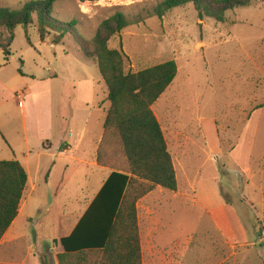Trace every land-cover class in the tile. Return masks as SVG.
Wrapping results in <instances>:
<instances>
[{
	"label": "rangeland",
	"instance_id": "rangeland-1",
	"mask_svg": "<svg viewBox=\"0 0 264 264\" xmlns=\"http://www.w3.org/2000/svg\"><path fill=\"white\" fill-rule=\"evenodd\" d=\"M30 1L39 0H0V8L20 9ZM55 1L53 16L72 24L74 34L58 44L54 34L43 42L35 20L16 28L9 55L0 50V145L8 158L14 146L24 160L26 137L49 142L52 155L74 146L82 131L80 150L94 149L110 102L81 44L116 12L142 19L109 43L125 54L126 71L171 60L178 66L153 106L178 190L158 188L138 203L143 263L264 264V1L226 13L223 23L200 20L192 5L163 19L149 17L162 0ZM109 151L125 164L117 146ZM63 171L53 173L50 186L46 172L40 175L35 197L47 204L31 205L30 222L39 240L65 236L71 222L59 217L70 219L71 208H83L107 173L81 169L63 180ZM74 196L79 204L70 200ZM40 207L45 210L38 213ZM55 248L38 253L43 263L58 261Z\"/></svg>",
	"mask_w": 264,
	"mask_h": 264
},
{
	"label": "trees",
	"instance_id": "trees-1",
	"mask_svg": "<svg viewBox=\"0 0 264 264\" xmlns=\"http://www.w3.org/2000/svg\"><path fill=\"white\" fill-rule=\"evenodd\" d=\"M254 0H162L149 17L163 19L177 8L192 5L200 20L225 22L226 13L249 7ZM264 1V0H262ZM55 0L30 1L20 9L0 8V50L10 54L14 31L37 21L43 42L52 34L54 44L74 34L72 24L53 16ZM122 12L103 21L95 37L81 44L87 60L94 61L110 102L103 137L97 150L98 165L113 170L98 196L68 237L54 241L63 252L59 264H144L138 220V203L161 188L178 190L174 161L153 106L178 74L173 60L138 72L126 71L123 51L109 43L131 25ZM117 146L125 158L119 165L110 155ZM28 184V173L16 160L0 161V241L17 218ZM43 264H46L45 262Z\"/></svg>",
	"mask_w": 264,
	"mask_h": 264
},
{
	"label": "crops",
	"instance_id": "crops-1",
	"mask_svg": "<svg viewBox=\"0 0 264 264\" xmlns=\"http://www.w3.org/2000/svg\"><path fill=\"white\" fill-rule=\"evenodd\" d=\"M84 133L85 132L82 131V133L77 137L75 142L76 144L74 146H71L70 144L63 145L59 149L58 154L52 155L50 153L52 145L49 142L37 141L33 143L28 139V137H26L24 150L22 152L24 160L17 158L14 146L11 147L13 156H11L12 158H8L10 156H8L6 151H3V147L0 145V152L5 153V156L3 157L0 155V161H19L28 173V184L21 201L18 216L0 241V264H43L42 258L38 253L46 250L48 245L55 244L54 241H58L61 238L68 237L72 234L107 180L110 178L113 170L101 167L97 162V150L103 134L101 138H99L98 142L95 143L94 149L88 151L85 149V151H81L80 146L83 144L82 142L85 138ZM1 135L3 136L2 133ZM6 144L8 145V143ZM61 168L64 170L63 180L66 176H68V173L74 174L81 169L86 172H90L91 170L97 168L103 172L107 171V173L102 178L103 180L96 193L83 208L79 205L71 208L68 213V216H70L68 218L70 219H64L65 216L59 217L58 220L62 223L63 221L66 222V220L67 222H71L69 230L65 236L39 240L37 233L30 227V222H33V213H31V208L33 206L31 207V205L35 204L37 201L41 203V205L47 204V201L35 197V193L37 192L40 183V175L46 172L45 184L46 186H50L53 173L59 172ZM63 183L65 182L63 181ZM79 198L80 197L78 196H74L70 197V200L79 204ZM37 210L38 213H41L45 210V208L40 207ZM55 245L57 252L62 253V246L60 244ZM52 264L59 263L57 260H54Z\"/></svg>",
	"mask_w": 264,
	"mask_h": 264
},
{
	"label": "built area",
	"instance_id": "built-area-1",
	"mask_svg": "<svg viewBox=\"0 0 264 264\" xmlns=\"http://www.w3.org/2000/svg\"><path fill=\"white\" fill-rule=\"evenodd\" d=\"M18 96H19V98H21L22 97V93H20ZM20 106H22V105L20 104Z\"/></svg>",
	"mask_w": 264,
	"mask_h": 264
}]
</instances>
